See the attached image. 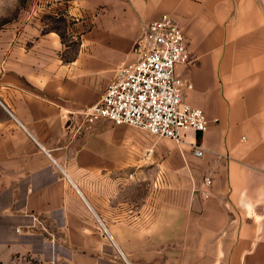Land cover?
Returning <instances> with one entry per match:
<instances>
[{
	"label": "crops",
	"instance_id": "crops-1",
	"mask_svg": "<svg viewBox=\"0 0 264 264\" xmlns=\"http://www.w3.org/2000/svg\"><path fill=\"white\" fill-rule=\"evenodd\" d=\"M162 14L207 129L85 123ZM0 264H264V0H32L1 28Z\"/></svg>",
	"mask_w": 264,
	"mask_h": 264
},
{
	"label": "built area",
	"instance_id": "built-area-1",
	"mask_svg": "<svg viewBox=\"0 0 264 264\" xmlns=\"http://www.w3.org/2000/svg\"><path fill=\"white\" fill-rule=\"evenodd\" d=\"M136 60L122 66L98 102L82 110L85 123L103 118L115 124L135 126L157 136L183 140L189 130L204 132L208 119L201 108L184 100V86L176 75V66L189 63L192 56L187 38L169 14L142 24V31L133 48ZM204 148L195 145V154ZM213 180L205 178L204 195H210ZM32 228L54 234L46 219L31 216Z\"/></svg>",
	"mask_w": 264,
	"mask_h": 264
},
{
	"label": "rangeland",
	"instance_id": "rangeland-1",
	"mask_svg": "<svg viewBox=\"0 0 264 264\" xmlns=\"http://www.w3.org/2000/svg\"><path fill=\"white\" fill-rule=\"evenodd\" d=\"M32 0H0V29L19 21Z\"/></svg>",
	"mask_w": 264,
	"mask_h": 264
}]
</instances>
